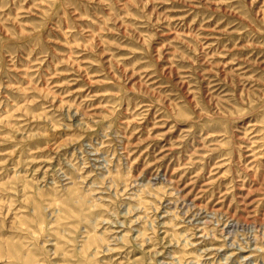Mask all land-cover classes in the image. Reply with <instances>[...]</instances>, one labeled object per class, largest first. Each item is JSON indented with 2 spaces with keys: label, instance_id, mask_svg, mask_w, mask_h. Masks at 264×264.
I'll list each match as a JSON object with an SVG mask.
<instances>
[{
  "label": "rangeland",
  "instance_id": "obj_1",
  "mask_svg": "<svg viewBox=\"0 0 264 264\" xmlns=\"http://www.w3.org/2000/svg\"><path fill=\"white\" fill-rule=\"evenodd\" d=\"M0 264H264V0H0Z\"/></svg>",
  "mask_w": 264,
  "mask_h": 264
}]
</instances>
